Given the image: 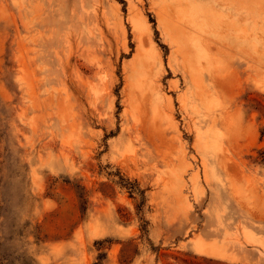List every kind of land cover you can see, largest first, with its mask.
Here are the masks:
<instances>
[{"label": "rangeland", "instance_id": "rangeland-1", "mask_svg": "<svg viewBox=\"0 0 264 264\" xmlns=\"http://www.w3.org/2000/svg\"><path fill=\"white\" fill-rule=\"evenodd\" d=\"M0 264H264V0H0Z\"/></svg>", "mask_w": 264, "mask_h": 264}]
</instances>
